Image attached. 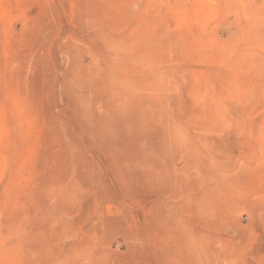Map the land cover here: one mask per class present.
<instances>
[{"label": "rangeland", "instance_id": "obj_1", "mask_svg": "<svg viewBox=\"0 0 264 264\" xmlns=\"http://www.w3.org/2000/svg\"><path fill=\"white\" fill-rule=\"evenodd\" d=\"M0 264H264V0H0Z\"/></svg>", "mask_w": 264, "mask_h": 264}]
</instances>
